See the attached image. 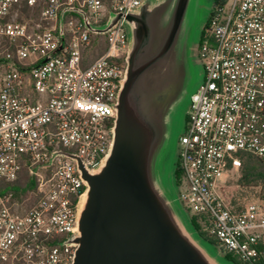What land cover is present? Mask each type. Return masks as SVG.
<instances>
[{"label": "built area", "instance_id": "obj_1", "mask_svg": "<svg viewBox=\"0 0 264 264\" xmlns=\"http://www.w3.org/2000/svg\"><path fill=\"white\" fill-rule=\"evenodd\" d=\"M144 0H0V264H72L86 190L76 155L95 169L112 143L126 73L124 17ZM111 13L105 34L91 32ZM94 53H97L95 55ZM202 81L177 145L178 198L241 264H264V201L227 198L243 154L264 164V0L213 3L197 47ZM26 173L34 186L10 188Z\"/></svg>", "mask_w": 264, "mask_h": 264}, {"label": "water", "instance_id": "obj_2", "mask_svg": "<svg viewBox=\"0 0 264 264\" xmlns=\"http://www.w3.org/2000/svg\"><path fill=\"white\" fill-rule=\"evenodd\" d=\"M201 0H144L124 17L126 73L114 107L112 143L92 170L74 154L86 190L77 208L72 264H230L194 230L172 181L176 128L202 81L197 58ZM91 32L121 20L111 13ZM212 10V8H211ZM201 69V67H200Z\"/></svg>", "mask_w": 264, "mask_h": 264}, {"label": "trees", "instance_id": "obj_3", "mask_svg": "<svg viewBox=\"0 0 264 264\" xmlns=\"http://www.w3.org/2000/svg\"><path fill=\"white\" fill-rule=\"evenodd\" d=\"M217 1L218 0H215L214 3ZM207 20L205 21V23L207 22ZM201 34H202V30H201ZM242 159H243V163L239 170V173L241 172L240 182L245 186H252V184L262 183L263 184V185L261 184L263 186L262 195H264V164L262 163L261 160L249 154H243ZM173 176H174V184L178 186L181 181L182 173L179 170L177 164L173 171ZM33 186H34V182L24 172L21 174L20 178L10 186V188L3 187V189L4 191H13L16 197H22V196H26L27 192L31 190ZM261 200L264 201V196ZM231 203L235 205L234 201H232ZM189 220L194 230L197 232V234L200 237H202L208 244L214 247L217 245L216 240L208 237L206 233L202 230L200 219L198 217L196 216L190 217ZM224 257L228 261L234 262L235 264H241L235 257H233L230 254H226Z\"/></svg>", "mask_w": 264, "mask_h": 264}, {"label": "rangeland", "instance_id": "obj_4", "mask_svg": "<svg viewBox=\"0 0 264 264\" xmlns=\"http://www.w3.org/2000/svg\"><path fill=\"white\" fill-rule=\"evenodd\" d=\"M215 0H201L202 5L204 6L203 12H202V20L205 22L211 12V8L213 6ZM200 35H201V31H199L198 33V40L197 42H199L200 39ZM95 55H97V53H94ZM197 71L201 72L200 67H197ZM190 103V101H189ZM188 103V105H189ZM187 105V107H188ZM186 110L183 112L180 122L176 128V133H175V141L178 142L180 136L183 133V130L185 128V122H186ZM176 162H177V153L176 151H172L171 153V165H170V170L172 171V181H173V185H174V190H175V195L177 197L178 200V204L181 207V209L185 212V210L183 209V206L181 204V202L179 201V194H178V186L174 184V176H173V171L176 167ZM240 177H241V172L240 173H236L230 176L229 178V182H228V191H227V198L229 201H234L236 207H240L243 206L244 204H246L249 201L252 200H258V199H262L264 195H262L263 192V184L262 183H258V184H252V186H245L244 184H242L240 182ZM262 184V185H261ZM186 213V212H185ZM187 215V213H186ZM188 216V215H187ZM189 217V216H188ZM211 247L216 251L215 247L211 245ZM230 264H235L234 262H229Z\"/></svg>", "mask_w": 264, "mask_h": 264}]
</instances>
